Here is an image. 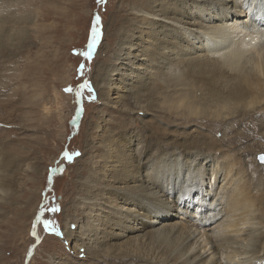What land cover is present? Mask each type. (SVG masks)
<instances>
[{"label": "rangeland", "instance_id": "obj_1", "mask_svg": "<svg viewBox=\"0 0 264 264\" xmlns=\"http://www.w3.org/2000/svg\"><path fill=\"white\" fill-rule=\"evenodd\" d=\"M172 1L0 0V264H142L124 259L126 250H139V238L110 239L106 233L94 255L75 252L64 236L67 220L73 232L80 223L87 229L77 205L87 183L104 187L98 174L107 172L103 165L111 153L135 161L142 149H155L165 136L196 124L246 166L264 167L254 158L264 154V114L245 123L208 117L226 111L228 103V112H240L239 95H222L216 85L170 65L144 94L152 120L143 125L119 75L107 80L116 89L103 86V72H126L124 54H117L136 34L139 13ZM137 41L141 50L152 45ZM219 100L227 101L223 110L212 106ZM54 206L56 213L49 211Z\"/></svg>", "mask_w": 264, "mask_h": 264}, {"label": "bare ground", "instance_id": "obj_2", "mask_svg": "<svg viewBox=\"0 0 264 264\" xmlns=\"http://www.w3.org/2000/svg\"><path fill=\"white\" fill-rule=\"evenodd\" d=\"M172 2L139 13L136 34L128 35L117 54H124L126 72H103L105 89H116L107 80L119 75L132 113L142 112L139 121L147 125L152 114L144 94L172 65L243 100L240 112H228V103L226 111L209 113L210 119L245 123L263 116L264 0ZM143 39L151 47L141 50L137 40ZM239 88L247 89L245 95ZM226 103L212 106L223 110ZM219 145L192 124L157 141V148L142 149L135 161L111 153L103 167L117 175L100 172L104 187L87 183L77 207L88 227L76 224L73 232L67 220L68 243L75 252L97 255L98 242L110 233V239L139 238V250H126L124 259L142 264H264V167L250 168L236 151ZM136 231L142 235L131 237Z\"/></svg>", "mask_w": 264, "mask_h": 264}, {"label": "snow or ice", "instance_id": "obj_3", "mask_svg": "<svg viewBox=\"0 0 264 264\" xmlns=\"http://www.w3.org/2000/svg\"><path fill=\"white\" fill-rule=\"evenodd\" d=\"M93 32L95 33V29H93ZM91 47H93V45L92 44H90L89 45V48H91ZM87 55H91V52H89V53H87ZM81 87L83 88V87H87V85L85 84V85H81ZM66 91H72L71 89H66ZM65 156L67 157L68 156V154L67 153H65ZM261 159H264V157H262ZM60 209L58 208V207H56V206H54V207H52V208H50L49 209V211H51V212H53V213H56V212H58ZM50 222L49 221H45V225H47V224H49Z\"/></svg>", "mask_w": 264, "mask_h": 264}, {"label": "water", "instance_id": "obj_4", "mask_svg": "<svg viewBox=\"0 0 264 264\" xmlns=\"http://www.w3.org/2000/svg\"><path fill=\"white\" fill-rule=\"evenodd\" d=\"M262 157H264V154H259V155L257 156V160L259 161V163L264 162V159H261Z\"/></svg>", "mask_w": 264, "mask_h": 264}]
</instances>
